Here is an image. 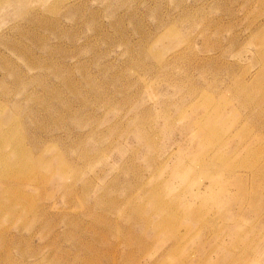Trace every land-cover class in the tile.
<instances>
[{
	"label": "rangeland",
	"instance_id": "1",
	"mask_svg": "<svg viewBox=\"0 0 264 264\" xmlns=\"http://www.w3.org/2000/svg\"><path fill=\"white\" fill-rule=\"evenodd\" d=\"M0 264H264V0H0Z\"/></svg>",
	"mask_w": 264,
	"mask_h": 264
},
{
	"label": "bare ground",
	"instance_id": "2",
	"mask_svg": "<svg viewBox=\"0 0 264 264\" xmlns=\"http://www.w3.org/2000/svg\"><path fill=\"white\" fill-rule=\"evenodd\" d=\"M167 218V217H166ZM168 219H169V217H168ZM166 220V219H165ZM176 223V222H175ZM174 230V229H173ZM88 256V255H87ZM112 259V258H111ZM95 260V259H94ZM98 262V261H97Z\"/></svg>",
	"mask_w": 264,
	"mask_h": 264
}]
</instances>
